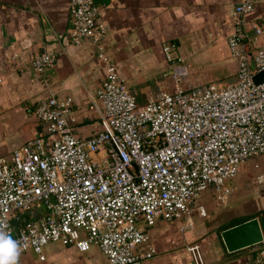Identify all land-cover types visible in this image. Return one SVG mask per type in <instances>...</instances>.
<instances>
[{"label":"built area","instance_id":"built-area-1","mask_svg":"<svg viewBox=\"0 0 264 264\" xmlns=\"http://www.w3.org/2000/svg\"><path fill=\"white\" fill-rule=\"evenodd\" d=\"M261 1L240 0L231 12L227 44L238 63L236 81L183 83L191 65L168 43L164 51L175 89L140 103L106 47L102 9L95 0H70L69 40L75 46L89 40L106 70L90 94L100 129L83 136L73 97L50 90L35 108L41 133L0 157V230L19 241L20 257L33 251L45 260L46 246L56 243L81 252L95 246L107 264H145L156 249L141 223L178 221L182 231L194 228L196 215L207 216L197 198L210 187L227 203V181L244 162L264 156V83L254 81L264 70V46L257 48L255 71L247 51L262 29L253 23L246 31ZM32 61L43 76L57 53ZM37 209L39 215L22 221ZM188 250L195 264H205L199 245ZM255 262L264 264V242Z\"/></svg>","mask_w":264,"mask_h":264},{"label":"crops","instance_id":"crops-1","mask_svg":"<svg viewBox=\"0 0 264 264\" xmlns=\"http://www.w3.org/2000/svg\"><path fill=\"white\" fill-rule=\"evenodd\" d=\"M95 1L102 9L101 20L107 24L106 43L114 51V60L124 64L128 73L125 78L130 80L138 67L141 68L142 79L151 80L147 84L136 83L141 85L138 86V94L133 93L140 103L149 97L158 98L163 91L173 92L175 89V82L169 74L170 62L164 51L168 43L175 46L174 55L182 56L195 65L183 83L198 86L236 81L238 63L230 55L227 39L233 31L231 12L240 0ZM248 22L247 32L252 30L253 23L262 29L256 45L247 43L250 66L255 71L257 48L264 46V0L249 14ZM70 32V0H0V104L13 103L4 105V109L14 112L13 117L10 116L12 120L17 116L23 119L25 112L35 115V106L44 98L43 94L42 98L32 100V87L38 82L48 90L46 97L50 90L60 98L73 97V113L80 116L78 130L83 135V130L90 129L91 132L83 136H92L100 129V121L94 110L88 111L89 114L85 112L92 103H85L84 95L87 96L88 90L95 93L101 86L105 78L104 67L93 44L85 40L81 46L73 45L69 40ZM49 51L57 53V61L42 76L32 60L36 55ZM154 80L158 90L151 87ZM35 119L40 124L37 125V134L28 133L27 140L18 143L16 148L41 133L42 124L36 115ZM16 148L11 152L0 151V157L11 156ZM254 167L259 169L261 164L256 162ZM238 174L227 181L232 193L226 204L218 200L214 187L200 194L197 200L204 193L212 192L213 198L223 208L208 207L207 203L197 201V204L205 206L207 216L196 215L194 228L182 231L178 221L159 220L150 227L141 223L156 249L145 264H195L188 250L192 244L200 246L205 264H256L257 250L229 253L219 234L222 228L232 227L236 219L245 217H258L264 230V172L252 180L253 187L247 189L252 196L242 201L237 198L242 205L230 207V198L236 188L231 183ZM245 209L248 211L244 212ZM92 250L81 252L73 246L51 243L46 246L45 260L30 251L33 259H28L26 252L19 258V264H32L34 259L39 264H107L106 258L104 261ZM66 251L70 254L63 253ZM62 253L64 257H61Z\"/></svg>","mask_w":264,"mask_h":264},{"label":"rangeland","instance_id":"rangeland-1","mask_svg":"<svg viewBox=\"0 0 264 264\" xmlns=\"http://www.w3.org/2000/svg\"><path fill=\"white\" fill-rule=\"evenodd\" d=\"M105 44H106V47H107L109 53L111 54L113 59H115L114 51L109 45H107L106 40H105ZM114 62H115V65L117 67V70L119 72L120 77L126 79L125 76H127L128 73L124 69V64H121L119 62L117 63L115 60H114ZM187 63L191 65L190 71L192 68H195V65L192 61H189L187 59ZM101 64H103V63H101ZM133 66L136 67L137 64L133 63ZM103 67H104V74H105L106 73L105 66L103 65ZM137 68L134 69V72H132V75L130 76V80H127V79L126 80L130 84L132 91H134L135 93L138 94V91H139L138 86H140L142 83H146V84L150 83L151 80L142 79L143 77H141V73H142L141 68L140 69H137ZM144 73H145V71L143 72V74ZM154 81L151 83L152 85L151 84L150 85L152 88H155L156 90H158V88H157L158 86L156 87L157 82L156 81L154 82ZM136 83H141V84L137 85ZM35 84H37V85H34L32 87V89L34 91V94L32 95V100L35 101L38 98H42L43 94H44L43 97L45 98L47 96L46 92L48 90L46 91L45 86L39 84L38 82H35ZM142 91H144V90H142ZM87 93H88L87 96L84 93L85 94L84 95V97H85L84 102L90 103L91 100H90L89 96H90V94H93L94 91L88 90ZM6 104L9 105V104H13V103H10V102L7 103L6 102L5 104H2V105L0 104V151H2V150H8V151L11 150L12 151L14 147L16 148L18 143L27 140L26 138L28 137V133H32L33 136L35 134H37V125L39 124V123L37 124V121L35 119V115L30 114L28 112H25V117L23 119H20V116H17L14 120H12V118H10V116L13 117L14 112H12V111L10 112L9 110L4 109ZM91 110H94V109H92V106L88 110L85 109V112L87 114H89L88 111H91ZM94 114H96L98 116V114L95 111H94ZM89 130L90 129L83 130V135H87L89 132H91V130L90 131ZM11 135H13V136H11ZM256 162H259L261 164V167L259 169H256L254 167ZM262 172H264V158H259V159L252 158V159H249L248 161H246L242 165V168H241L240 173L238 174L237 178L234 181H232V183H231V186L232 187L235 186L236 188H235V190H234V192L230 198V202H229L230 207L238 206V205H239L238 207H240L242 205L241 203H238L237 198L240 201H242V200H246L252 196V193L247 192V189L249 187L250 188L253 187L252 180L256 179V177ZM212 195H213V193L208 191V192L204 193L197 201L207 203L208 207L211 205H214L217 208L222 209L223 207H220V206H223V205L220 204L219 202H217L213 198ZM233 200H236V201H233ZM247 211L248 210H246V209L244 210V212H247ZM92 248H93V250L91 252L96 251V252H94V254L99 255V257L105 261L106 257L101 252V250L95 246ZM91 252H89V253H91ZM63 253L70 254L67 251L63 252ZM63 253H62L61 257H64ZM91 255H93V254H91ZM27 258L33 259L32 252H30V251L27 252ZM31 263L32 264H39L38 260H35V259L32 260Z\"/></svg>","mask_w":264,"mask_h":264},{"label":"water","instance_id":"water-1","mask_svg":"<svg viewBox=\"0 0 264 264\" xmlns=\"http://www.w3.org/2000/svg\"><path fill=\"white\" fill-rule=\"evenodd\" d=\"M254 81L264 83V70L254 76ZM221 237L229 253L246 249L257 250L264 242V230L258 217L234 225L221 232Z\"/></svg>","mask_w":264,"mask_h":264},{"label":"clouds","instance_id":"clouds-1","mask_svg":"<svg viewBox=\"0 0 264 264\" xmlns=\"http://www.w3.org/2000/svg\"><path fill=\"white\" fill-rule=\"evenodd\" d=\"M21 247L10 232L0 230V264H19Z\"/></svg>","mask_w":264,"mask_h":264},{"label":"trees","instance_id":"trees-1","mask_svg":"<svg viewBox=\"0 0 264 264\" xmlns=\"http://www.w3.org/2000/svg\"><path fill=\"white\" fill-rule=\"evenodd\" d=\"M35 108H36V106H35ZM34 212L31 211V212L26 213L25 215H22V221H23V219H26L27 220L31 215H39L42 212V210L41 209H39V210L37 209ZM251 218H254V217H245V218L236 219L235 222H233V224L231 226L240 224V223L245 222V221H247V220H249ZM229 227L230 226H227V227H224V228H222L220 230V233H219L220 234V237H221V232L223 230H225L226 228H229Z\"/></svg>","mask_w":264,"mask_h":264}]
</instances>
